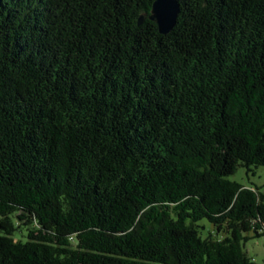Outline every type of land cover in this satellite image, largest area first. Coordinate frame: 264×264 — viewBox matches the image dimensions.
I'll return each mask as SVG.
<instances>
[{
	"label": "trees",
	"instance_id": "1",
	"mask_svg": "<svg viewBox=\"0 0 264 264\" xmlns=\"http://www.w3.org/2000/svg\"><path fill=\"white\" fill-rule=\"evenodd\" d=\"M177 1L0 0V264H254L264 0Z\"/></svg>",
	"mask_w": 264,
	"mask_h": 264
},
{
	"label": "rangeland",
	"instance_id": "2",
	"mask_svg": "<svg viewBox=\"0 0 264 264\" xmlns=\"http://www.w3.org/2000/svg\"><path fill=\"white\" fill-rule=\"evenodd\" d=\"M226 178L245 187L257 186L260 192L264 193V167L242 166L233 175H228ZM199 223L206 226L205 230L212 228L206 220ZM245 251L252 258L254 264H264V236L251 238L245 244Z\"/></svg>",
	"mask_w": 264,
	"mask_h": 264
},
{
	"label": "water",
	"instance_id": "3",
	"mask_svg": "<svg viewBox=\"0 0 264 264\" xmlns=\"http://www.w3.org/2000/svg\"><path fill=\"white\" fill-rule=\"evenodd\" d=\"M179 11L177 0H154L149 19L157 24L161 34L166 35L175 26Z\"/></svg>",
	"mask_w": 264,
	"mask_h": 264
}]
</instances>
